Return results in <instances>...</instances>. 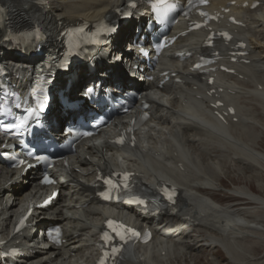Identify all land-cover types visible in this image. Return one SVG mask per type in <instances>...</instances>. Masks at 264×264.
Masks as SVG:
<instances>
[{"label": "bare ground", "instance_id": "1", "mask_svg": "<svg viewBox=\"0 0 264 264\" xmlns=\"http://www.w3.org/2000/svg\"><path fill=\"white\" fill-rule=\"evenodd\" d=\"M227 1L250 3L252 0H211L210 3L212 8H217L225 7ZM258 1L262 5L254 12L236 5L228 7L229 14L244 24V27L229 26L228 29L234 39L245 44L246 55L242 59L247 63L229 65L235 76L216 74L214 84L209 87L225 106L234 110V115L227 118V127L210 116L202 90L204 82L186 79V64L176 63L171 57L173 50L201 51L203 36L193 33L179 39L168 57L159 58L150 73L157 78L163 72H167V76L175 75L162 90H156L154 98L145 96L149 103L148 119L136 133V150H116L105 141L108 130L99 137L101 144H82L69 158L68 169L58 167L51 171L60 189L61 201L58 207L44 213L45 221L40 224L62 226L65 243L61 247L36 250L42 262L27 264H94V243L104 218L110 215L124 218L140 228L148 226L153 233L152 242L136 247L130 262L124 264H200V252L212 253L216 249L224 254L223 264H264V186L261 181L264 178V45L260 38L262 32L255 28L264 25V0ZM0 4L7 7L13 20L37 23L50 35L55 33L58 24L63 26L80 20L92 23L121 6L120 0H0ZM135 19L143 20L138 16ZM135 25L132 20L123 24L117 37ZM117 37L114 41L119 42ZM10 48V44L0 42V54ZM4 57L8 58L5 62L10 70V65L30 68L41 60L40 56L26 59L8 52ZM223 63L226 64V60ZM115 65L112 75L119 73L118 63ZM18 72L25 70L15 69L13 76ZM80 73H87L83 64L79 66ZM238 76L242 78L239 80ZM175 79L183 83H174ZM78 81L77 73L68 80L59 79L56 94L66 92L67 84L73 86ZM128 83L133 84L130 80L124 81L125 85ZM259 85L261 90H257ZM138 86L141 91L151 88L150 83ZM254 106L260 110H254ZM84 107L82 105L80 110ZM60 110L54 105L50 118L60 122L64 120L62 113L71 115ZM233 118L236 122L230 123ZM111 168L133 172L138 183L151 192L163 183L174 186L179 191L175 209L182 208L184 221L176 224L179 215L173 218L168 215L169 210L153 217L125 213L120 207L97 206L94 192L87 185L96 171L106 172ZM224 176L243 180V184L229 190L233 201L220 203L217 193L223 188ZM19 177L17 172H0V242L7 241L6 244L11 242L5 228L12 214L18 213L25 202L50 191V188L36 187L35 180ZM251 183L257 192L250 189ZM184 222L192 226L190 235L179 227L173 229L170 237H163L164 227ZM260 250L263 253L259 255ZM52 255H55L53 259ZM205 264L220 263L213 257Z\"/></svg>", "mask_w": 264, "mask_h": 264}, {"label": "rangeland", "instance_id": "2", "mask_svg": "<svg viewBox=\"0 0 264 264\" xmlns=\"http://www.w3.org/2000/svg\"><path fill=\"white\" fill-rule=\"evenodd\" d=\"M257 29L259 30V32L260 30L264 31L262 28H257ZM260 38H261L262 45H264V33L261 34ZM263 146H264V140H263ZM261 181H263V186H264V178ZM242 182L243 180L238 181V180L233 179L231 176H224L222 179L223 188H221L220 192L217 193V197L221 200V203L233 201L234 198H229L228 192L230 189H233V187L242 185L243 184ZM250 189L254 192H257V190L255 189L254 183H251ZM259 252H260L258 253L259 255L263 253L262 250H260ZM198 255L200 256L199 258L200 264L207 263L213 257L216 258V260L219 261L220 264L225 263L223 259L224 255L222 254V251L219 249L214 250L212 253L208 251H202Z\"/></svg>", "mask_w": 264, "mask_h": 264}, {"label": "snow or ice", "instance_id": "3", "mask_svg": "<svg viewBox=\"0 0 264 264\" xmlns=\"http://www.w3.org/2000/svg\"><path fill=\"white\" fill-rule=\"evenodd\" d=\"M159 2H160L161 4H164V3H165V0H159ZM189 2H191V0H189ZM200 2H201V3H204L205 0H200ZM253 7H255V5H253ZM196 27L198 28V27H200V25H196ZM113 30H114V29H106V31H113ZM226 38H227V37H226ZM210 82H211V81H210ZM85 91H86V93H87L88 95H91L92 92L94 91V87L86 88ZM41 111H43V108H41ZM0 115H3V112H0ZM18 127H19V125H17V124H8V125H4V126L0 127V132H3L5 135L11 136L12 133H13V131H14L16 128H18ZM88 135H90V133H88V132L83 133V136H88ZM35 159H36L37 161H46V160H47L46 157H44V156H40V155H36V156H35ZM128 179H129V177H128L127 175H125V176L123 177V180H124V181H127ZM104 184H105V185H111L113 189H115L116 187H118L117 185L112 184V181H111L110 179H105V180H104ZM104 198H105V199H109L110 197H109L107 194H105ZM167 198H168V199H171V196H168ZM135 203H136V204H142L143 202L137 199V200H135ZM108 226H109L110 228L113 227V222H112V221H108ZM116 228L119 229V228H122V226H116ZM116 234L119 235L121 239H124V236L127 235V234H131V235H133V236L137 235V233H135L133 230L128 229V228H122V232L119 231V230H117V231H116ZM104 238L107 239V236H105ZM118 251H119V249H113V253H116V252H118ZM101 264H103V261L101 262Z\"/></svg>", "mask_w": 264, "mask_h": 264}]
</instances>
